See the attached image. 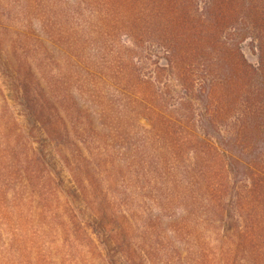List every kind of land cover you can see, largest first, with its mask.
Wrapping results in <instances>:
<instances>
[{"label": "rangeland", "instance_id": "rangeland-1", "mask_svg": "<svg viewBox=\"0 0 264 264\" xmlns=\"http://www.w3.org/2000/svg\"><path fill=\"white\" fill-rule=\"evenodd\" d=\"M76 2L0 0V77L7 81L0 93V264H264V76L254 72L264 0L212 8L213 19L227 15L225 39L216 46L214 39L201 46L191 33L209 13L207 0H172L170 18L161 1L155 3L161 10L143 5L141 14L129 0H114V19L103 25L95 6ZM134 13L156 16L157 25L140 23L131 34L126 26ZM169 19L175 27L167 38L161 22ZM175 36L176 44L170 42ZM69 39L77 53L87 49L96 72L99 91L84 101L82 90L97 84L68 63ZM8 61L22 76L31 78V69L48 83L51 103L72 98L91 109L109 96L119 117L134 109L122 105L135 96L128 84L136 86L145 131L135 134L122 119L103 126L111 133L101 145L106 161L96 179H82L80 200L65 193L75 186L65 151L27 117L21 96L9 93ZM52 113L46 110L44 122ZM238 131L232 152L247 166L222 171L221 152L231 150ZM107 210L117 217L110 227L117 244L106 250L91 215ZM124 222L128 234L120 232Z\"/></svg>", "mask_w": 264, "mask_h": 264}, {"label": "trees", "instance_id": "trees-1", "mask_svg": "<svg viewBox=\"0 0 264 264\" xmlns=\"http://www.w3.org/2000/svg\"><path fill=\"white\" fill-rule=\"evenodd\" d=\"M130 7L133 9L137 10L135 12H139L142 14L143 12V5L146 6L147 9H156V11L161 10V8L168 4L171 3L172 0H129ZM161 1V6L156 5V2ZM227 0H207V12H209L205 17H199L200 22L199 26H195L194 30L191 32L192 35L195 33L194 36H196L197 42L201 44V46H208V44L213 43L212 39L215 40L214 46L219 44V40H224L225 39V32L226 31V21H227V15H223L222 12H220V16H214L213 17L210 15V12L212 8H218L222 9L225 5ZM112 4V5H111ZM167 4V7H163V14L167 13V18H170L168 15L169 10V5ZM91 7L95 6L93 8L97 9V14L100 15V22H102V25L104 22L109 21L111 19H114L110 12L113 10H116L118 6L115 5L114 0H77L76 6L79 7ZM150 7V8H149ZM211 7V8H208ZM168 8V11H167ZM154 13V11H153ZM143 16H140L137 13L133 14V18L131 20V25L126 26L127 31L130 32L131 34L136 30L138 25L141 23L145 25L147 28H153L157 25L156 16H153V20L151 16L146 15L143 13ZM200 14V13H198ZM172 15V12L170 13ZM201 15V14H200ZM112 17V18H111ZM179 21V20H178ZM135 23V24H134ZM162 24V31H164L167 34V38H170L168 36L172 35V30L174 29L175 25L172 19H169L166 22H161ZM125 27V28H126ZM173 28V29H172ZM214 30H218L221 35H219L215 38V33ZM227 32V31H226ZM224 34V35H223ZM178 36V35H176ZM175 36L174 39H168L170 42H175L177 43V37ZM71 39L68 40V63L70 66H74L75 68H80L79 71H84L88 78L85 79L87 83L92 82V86L95 87L97 84V77H96V72L94 69L91 67L92 64H89L88 54H91L87 52V49H85L81 54L77 53L75 50L74 44ZM196 43V41H195ZM43 45H45L42 42ZM212 45V44H211ZM173 48H175L173 46ZM256 49H259V69L254 70L260 72L261 76H264V37L260 38L257 41V47ZM176 54V53H175ZM92 59V58H91ZM88 60V61H87ZM91 61V60H90ZM9 66H7L8 70L11 71L12 77H11V84L12 87H8L11 89L9 93L11 92L12 94L16 92V94L21 96V99L23 101L24 108L26 109L27 112V117L29 119H33L35 121L36 126L39 128V131L41 134L46 135V138L50 140L51 143H54L56 146L60 147L62 150L65 151L67 156H64V162L65 164H70L71 163V168H73V173H72V178L73 182L75 183V186L72 187L71 189H67L65 191L67 197L73 198L75 200L81 199L82 198V189L81 186H83V181L82 179L85 178L86 176L92 177V179H96L97 175L95 173H98L97 171H102L101 169V164L104 163L105 157L101 153V145H103V140L107 136L109 137L111 133L108 135H105V129L103 126L110 127L115 119H122V123L125 124V122L131 124L134 129H135V134H138V132H144L145 129L139 125V120L145 116L144 113H140L139 107L140 105H137V100L140 101L137 98V94L134 93L136 86L135 85H129L127 88L131 91V95L135 94V96H130V101H125L124 105H122V109L128 108L127 105L129 104L130 106L132 104H135L134 109H127L125 110L122 116L119 117V115L113 114L111 110H114V101L111 99L106 98L104 102H101L104 106L101 107L102 105L97 103L96 101H93L95 103H91L94 111H96L97 117H94V113L91 111V109H88L87 107L81 108L72 98H68L67 101H61L60 99L56 98L52 101H49L48 99V91L50 93L51 87L48 83H46V86L48 87L46 89L45 86V81L40 80L37 75L32 72L30 69V74L31 78L29 77H24L22 74L19 72L18 69H16L15 66L10 65V62L8 61ZM97 64V62H96ZM31 67V65H30ZM72 69V68H71ZM0 72H3V70L0 69ZM73 72L74 75H78L77 71H74V69L71 70V73ZM72 75V77H74ZM6 79L0 77V93L3 90L2 85L6 84ZM109 86V85H108ZM110 87V86H109ZM87 89V88H85ZM221 90V88H220ZM226 90V89H225ZM224 90V91H225ZM99 91L98 84L96 89H92V91H89L87 94L82 90L81 94L83 96L82 101H84L87 98V95L90 93H93V95L96 94V92ZM102 91H105L109 94V91L104 89ZM189 92V91H188ZM263 92V90H259L258 93ZM224 93V92H223ZM220 93V94H223ZM228 95V92H226ZM11 95H8V98ZM13 96V95H12ZM40 96V98H39ZM47 97V98H46ZM7 100V96H6ZM86 102V101H85ZM84 102V103H85ZM264 104V101H262ZM50 107L53 110V113L48 117L47 122H44V114L46 110H50ZM76 107V111H78V116H75V112L73 108ZM134 110V116H132ZM146 110V109H145ZM205 116H213V112L211 109H205ZM94 121H97V124L101 126V129L99 130L98 127H94ZM152 121V120H151ZM237 123L240 124L239 120H237ZM257 123V121H256ZM89 124H91V128H89ZM125 126V125H124ZM260 127V126H259ZM202 128V127H201ZM154 130V125L152 124L151 129H146V131L149 134H153ZM228 134V133H227ZM232 134H235L232 132ZM202 135V134H200ZM204 136H199L200 141L203 139H207V134L204 133ZM237 138L236 139H229L231 140L229 142V146L231 147L230 151L228 149H223L221 152L220 159L222 158L223 161H225L224 165L222 166L224 171L225 169H228L230 173H236L240 169V166H247V164H244V159H241L240 157H236L233 152H232V144L237 143L239 138L241 137L240 131L237 133ZM106 137V138H107ZM230 138V137H229ZM241 139V138H240ZM203 141H201L203 143ZM198 143H200L198 141ZM240 143V142H239ZM216 151L215 149H213ZM247 155V154H245ZM145 156V155H144ZM147 156H145V159ZM250 167V166H249ZM96 175V176H95ZM229 178L227 179L226 182V188L230 186ZM96 184V183H95ZM93 188V187H92ZM111 188V187H110ZM114 188V187H113ZM110 207V206H109ZM111 208V207H110ZM112 209V208H111ZM110 212L104 211L102 214L100 212H93L91 216H93L94 220H96L97 227L100 230L99 238L103 240V244L105 249L107 250V246H110L112 248L115 246L117 243L115 242V239L113 238L112 232L110 231V227L114 226L117 222V217L116 215L113 214L111 210H107ZM122 233L128 234L130 232L129 226H127L124 223L121 224V229ZM105 232V234H101ZM242 232L239 230L235 231L234 238L235 240L239 241V235H241ZM107 238V240L104 239ZM112 245V246H111ZM240 246V243L237 244L236 248Z\"/></svg>", "mask_w": 264, "mask_h": 264}]
</instances>
